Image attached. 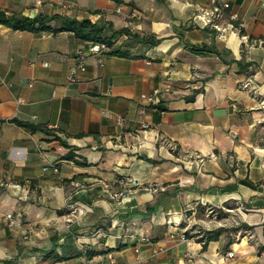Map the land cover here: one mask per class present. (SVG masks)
<instances>
[{
    "label": "crops",
    "instance_id": "obj_1",
    "mask_svg": "<svg viewBox=\"0 0 264 264\" xmlns=\"http://www.w3.org/2000/svg\"><path fill=\"white\" fill-rule=\"evenodd\" d=\"M224 3L219 29L198 16ZM0 9L89 19L122 52L102 65L88 55L69 81L85 40L0 24V264H35L51 248L67 256L53 264H264V0ZM123 27L160 40L115 33ZM197 206L236 208L240 224L202 247L185 236Z\"/></svg>",
    "mask_w": 264,
    "mask_h": 264
},
{
    "label": "trees",
    "instance_id": "obj_2",
    "mask_svg": "<svg viewBox=\"0 0 264 264\" xmlns=\"http://www.w3.org/2000/svg\"><path fill=\"white\" fill-rule=\"evenodd\" d=\"M51 19H59L62 24L59 27H51L47 25V22ZM0 24H5L14 29H24L30 31H49L52 33H57L59 31L67 30L72 31L76 37L85 40V41H104L110 45H112L113 35H106L103 33V26H100L96 23H92L89 19L76 20L71 19L65 16L54 15L52 17H48L45 15H37L34 17L25 16L22 14H7L4 10L0 9ZM115 33L120 34L124 33L129 35L131 39L137 40L139 42L154 44L157 43L160 39H153L151 35L147 36H139L137 33H133L129 31L127 28L123 27L116 31ZM194 49V48H193ZM109 54H122L121 51L112 49ZM10 121H14L19 125H24L28 127L31 131H36L38 129H42L37 125H34L30 122H22L17 119H10ZM64 144V143H63ZM157 209V204L147 205L146 206V214H149ZM263 225V233H264V221ZM244 227L248 228L249 226L243 224ZM237 227L232 228L236 230ZM226 230L224 227L220 226L213 230H205L204 237L199 238L198 241L202 242V247H205L207 242L211 240H215L222 231ZM186 237L194 236V234H190L188 231L185 232ZM264 249V243L259 247V250ZM95 252H91L94 254ZM67 256L65 254H58L55 249L51 248L44 252L43 257L35 264H53L56 261H60L65 259Z\"/></svg>",
    "mask_w": 264,
    "mask_h": 264
},
{
    "label": "built area",
    "instance_id": "obj_3",
    "mask_svg": "<svg viewBox=\"0 0 264 264\" xmlns=\"http://www.w3.org/2000/svg\"><path fill=\"white\" fill-rule=\"evenodd\" d=\"M228 7L227 3H224L222 6L214 5L211 9H201L198 16L201 18L204 24H213L214 27H218L214 23V18L219 17V14L221 13L222 8ZM134 15V14H133ZM264 43V40L261 41ZM113 49L112 45L104 42V41H86L84 47H79L75 51V62L72 63L68 69H67V79L69 81H74L77 78V75L79 72L84 71L86 68V57L88 55H93L96 62L100 65L103 64L104 58L106 55L109 54V52ZM251 81V79H249ZM245 86V84H244ZM156 92L148 97V101L150 102H158V99L156 97ZM56 170V168H55ZM132 179H127L126 182H132ZM124 195V191H119L118 193H115V197L118 198L120 196ZM6 218L9 221V224H13L14 219L12 216V213H7ZM182 239H185V237L182 235ZM226 255L228 257H234V251L229 250Z\"/></svg>",
    "mask_w": 264,
    "mask_h": 264
},
{
    "label": "rangeland",
    "instance_id": "obj_4",
    "mask_svg": "<svg viewBox=\"0 0 264 264\" xmlns=\"http://www.w3.org/2000/svg\"><path fill=\"white\" fill-rule=\"evenodd\" d=\"M194 216L197 220L192 234H194L197 239L204 237L205 230H213L220 226L226 229L222 231V233L230 236L229 232L232 230V228L238 227L240 224L236 208L230 210L227 207L215 208L207 206H197Z\"/></svg>",
    "mask_w": 264,
    "mask_h": 264
}]
</instances>
